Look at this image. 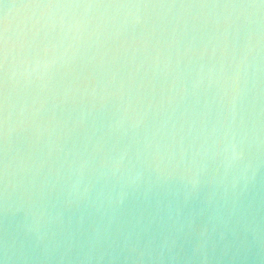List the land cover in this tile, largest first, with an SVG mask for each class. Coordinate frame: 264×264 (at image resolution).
Returning a JSON list of instances; mask_svg holds the SVG:
<instances>
[{
	"label": "clouds",
	"instance_id": "clouds-1",
	"mask_svg": "<svg viewBox=\"0 0 264 264\" xmlns=\"http://www.w3.org/2000/svg\"><path fill=\"white\" fill-rule=\"evenodd\" d=\"M0 264H264V0H0Z\"/></svg>",
	"mask_w": 264,
	"mask_h": 264
}]
</instances>
